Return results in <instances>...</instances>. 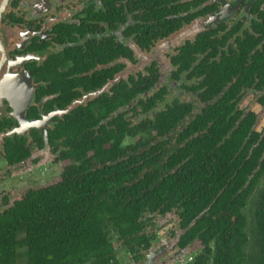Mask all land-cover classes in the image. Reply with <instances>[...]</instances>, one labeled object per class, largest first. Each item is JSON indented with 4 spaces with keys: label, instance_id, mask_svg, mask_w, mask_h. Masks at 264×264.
Returning <instances> with one entry per match:
<instances>
[{
    "label": "flooded vegetation",
    "instance_id": "af4514ba",
    "mask_svg": "<svg viewBox=\"0 0 264 264\" xmlns=\"http://www.w3.org/2000/svg\"><path fill=\"white\" fill-rule=\"evenodd\" d=\"M223 64L232 66L231 82L218 91L214 75ZM253 68L257 70L251 76ZM55 73L68 81H86L91 88L80 86L68 105L52 109L62 94L49 91L45 77ZM246 79L254 83H244ZM260 80L264 81V0H0V223L30 193L64 184L66 169L73 164L79 167L77 185L93 192L101 185L110 188L101 200L114 198L121 206H126L125 199L132 201L130 189L153 168L160 170L153 187L160 182L170 187L169 175L180 166L167 172L168 161L174 155L181 159L180 150L207 142L214 130L213 119L208 120L211 108L232 88L234 115L239 114L233 129L253 115L250 136L261 135L258 145L264 137ZM93 102L94 116L100 118L96 135L102 129L117 134L125 125L115 161L90 150L74 162L65 153L77 139L70 143L63 136L55 145L50 141V131L61 121L67 123L74 110ZM114 143V138L105 142L102 150L111 151ZM132 159L138 163L133 165ZM187 159H194V154ZM116 165L127 169L122 173ZM42 166L45 174L49 168L59 174L51 183L35 187L40 181L35 173ZM134 167L137 177L131 180ZM263 182L264 177L258 184ZM201 187L192 183L190 195L180 202L166 199L156 210L146 207L130 235L123 236L108 222L109 264L193 263L207 245L201 237L184 245L183 237L214 202L188 228L182 225L186 205H196L191 193ZM255 203L256 199L254 208ZM24 232L15 234L18 242L26 237ZM132 239L139 241L130 243ZM16 252V264H28L26 247L18 246Z\"/></svg>",
    "mask_w": 264,
    "mask_h": 264
},
{
    "label": "trees",
    "instance_id": "16d2710c",
    "mask_svg": "<svg viewBox=\"0 0 264 264\" xmlns=\"http://www.w3.org/2000/svg\"><path fill=\"white\" fill-rule=\"evenodd\" d=\"M218 69L214 79L220 91L226 81L231 82L232 66L218 65ZM222 69V74L227 70L228 73L222 75ZM256 70L257 68L251 69V76ZM45 79L47 86L50 85L49 91H61L62 94L51 105L52 109L56 104L59 107L68 105L78 95L80 86L91 88L86 81H68L60 77L59 73H55L53 78ZM263 82L260 80V84ZM244 83L250 85L254 81L246 79ZM235 93V89H230L217 106H212L208 120L213 119L214 130L212 136L205 138L207 142L180 150L179 153L183 154L181 159L174 155L168 161L165 168L167 172L175 165L180 166L175 175H169L170 187L161 182L153 187L160 176V170L153 168L142 182L134 184L130 189L132 201L125 199L126 206H121L114 198H111L112 202L101 200L100 196L110 188L101 185L98 192H93L77 185L75 177L79 167L73 164L66 169L64 184L30 193L0 223V264H16L18 246L26 247L24 255L28 264H84L88 261L109 264L108 256L112 251L108 239L110 223L123 236L130 235L138 226L137 222L146 207L156 210L161 200H184L190 195L187 190L192 183L202 187L200 192L191 193L190 197L196 205H186V223L182 225L184 228H188L193 218L214 203L203 218H196L195 224L183 237L184 245L196 237H201L207 245L202 254L190 264H264V186L253 211V229L257 240L251 252L245 210L250 196L261 185L258 184L259 179L264 177V137L257 145L261 135L253 132L250 136L255 120L253 115L246 118L239 129H233L234 122L239 117L238 113L234 115L236 103L232 101ZM96 102L77 108L66 118L67 123L61 121L59 128L49 133L52 145L63 136H67L70 143L77 139L76 144L68 145L71 149L65 153V157L74 162L86 157L90 150L97 151L105 161H115V157L121 152L119 141L124 135L125 125L118 127L117 134L109 135L106 129H102L101 134L96 135L95 126L100 119L94 116L93 106ZM98 103L101 104V99ZM172 112L169 118L173 119L175 112ZM185 134L189 137L191 131ZM112 138L115 143L111 151L106 153L102 146ZM96 139L104 141L98 142ZM36 140L40 141L39 136ZM24 152L28 155L26 150ZM193 154L194 159H187ZM131 162L133 165L138 163L135 159ZM115 167L122 173L127 169L120 168L119 165ZM135 169L134 167L131 180L137 177ZM150 187L153 189L143 197L139 196L143 189ZM110 196L113 197L114 194L111 193ZM203 230L206 231L203 233ZM20 231H25L26 237L18 242L15 234ZM137 241L139 240L132 239L130 243Z\"/></svg>",
    "mask_w": 264,
    "mask_h": 264
},
{
    "label": "rangeland",
    "instance_id": "374dc122",
    "mask_svg": "<svg viewBox=\"0 0 264 264\" xmlns=\"http://www.w3.org/2000/svg\"><path fill=\"white\" fill-rule=\"evenodd\" d=\"M38 169L39 170H36L35 174H37L39 176L40 181L36 183L35 187H38L39 185L51 183V181L59 174V172L51 171V170H53L52 168H49L51 170H48L46 174L43 173V171H44L43 166L38 168ZM23 177L24 176H22L21 179ZM17 180H20V179H18V178L14 179V181H17ZM261 186H264V182L262 183ZM260 191H261V189H259V191H256L254 197L250 200V202L248 204V208H247V214H248V218H249L248 219L249 227H248L247 233L250 236V245L252 246L251 249L249 248V252L252 251L253 247L255 246V242L257 240L255 229H253L255 227V222H254V217H253V209H254L253 201L255 199L257 200ZM117 247H120V245L117 244ZM19 264H27V263H26V261H20Z\"/></svg>",
    "mask_w": 264,
    "mask_h": 264
}]
</instances>
